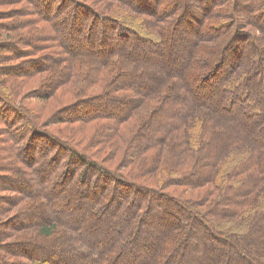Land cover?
Returning <instances> with one entry per match:
<instances>
[{
	"label": "trees",
	"instance_id": "trees-1",
	"mask_svg": "<svg viewBox=\"0 0 264 264\" xmlns=\"http://www.w3.org/2000/svg\"><path fill=\"white\" fill-rule=\"evenodd\" d=\"M116 1L118 4L91 0L92 7L85 10L100 16L102 24L93 27V22H86L89 35L80 20L70 27L60 21L58 28L42 13L39 27L43 22L51 33L40 37L41 41L16 35L9 41L0 40V125L5 127L0 128V140L7 143L10 164L18 162L20 171L33 179V185L25 188L10 182L9 173L5 174L13 165L0 166V172L5 170L0 173V189L7 193L0 194V225L4 226L0 251L8 257L0 264H14V259L20 264H69L67 260L72 261L78 252L93 253L99 264L103 260L108 261L105 264H246L239 259L238 250L229 253L223 245L225 241L219 237L225 230L230 234L227 241H239L244 248L259 251L258 264H264V84L259 79L264 61L252 58L219 76L241 85L243 103L234 113L225 111V106L219 109L217 98L223 96L210 103L201 100L212 92L207 85H213V76L206 79L209 83L198 84L200 92L197 82L188 85L182 78L185 73L193 75L197 66L208 67L214 55L221 58L237 32L255 40V49L260 50L259 45H264V0L255 4V17L251 12L246 19L240 14L242 7L230 5V0L220 2L216 26L224 34H210L200 41V54L207 56L193 57L181 70L169 62L155 63L151 53L159 52L157 44L144 50L129 47L133 38L141 42L148 38L147 33L161 39L176 18L174 14L152 20L149 17L157 0L148 4L150 11L129 0ZM169 12L166 8L163 16ZM238 19L240 28L234 33L231 28ZM36 52L41 58L27 63ZM17 60L23 63L10 66ZM173 60L182 62L178 56ZM27 86V92L35 94L39 102H17L15 95ZM226 95L231 99L234 92ZM57 96L60 103L70 99L51 117L58 126L71 128L66 138L61 132L40 128L32 114L51 111L58 104ZM207 115L216 116L215 126ZM203 121L208 122V129L203 128ZM92 128L91 137L85 139L88 147L95 144L112 152L124 147L125 163L141 161L135 175L146 185L129 181L125 174L123 178L110 173L108 165L101 166L98 158L85 153L87 147L78 148L84 139L76 134L85 138ZM224 128L232 131L225 133ZM245 145L251 147L247 157L222 173L227 153ZM168 153L171 164L183 157L185 166L180 172L174 171L175 165L163 167L162 157ZM40 203L45 214L37 209ZM181 226H185L183 232ZM236 227L246 230L237 233ZM255 232L258 238H246ZM54 237H60L67 247L58 245L56 252L52 247L41 245L34 251L30 246L33 241Z\"/></svg>",
	"mask_w": 264,
	"mask_h": 264
},
{
	"label": "rangeland",
	"instance_id": "rangeland-1",
	"mask_svg": "<svg viewBox=\"0 0 264 264\" xmlns=\"http://www.w3.org/2000/svg\"><path fill=\"white\" fill-rule=\"evenodd\" d=\"M224 1L226 0H157L152 5V0H139V2H135V0H129V3L137 7L139 6L140 8H142V10H145V11H148V10L150 11L148 4L152 5L153 7L152 11L154 12V14L153 15L149 14L151 15L149 18H152V20L156 18H158L159 20H162L164 17L171 16L172 14H174V17H176L171 27L164 29V33L161 39L158 38V36L153 37V36H150L148 33L147 34L143 33V34H146L145 36L148 38H146L145 40L141 42H137V38L136 39L133 38L130 42L129 47L133 48L134 46H136V50H144L149 45L157 44L156 47L158 48L159 52L157 54H155V52L151 53L155 57L154 59L156 61L155 63L159 64V62L160 63L169 62L172 64V66H175V68L181 70L183 64H188L187 61L195 59L193 58L195 56L199 57L201 55L200 46H199L200 41H203L205 37L209 36L210 34L214 35L218 33L219 36L224 34V33H220L222 30H220V28H217L216 26L218 22L217 12H219L218 9L221 6L220 4L223 3ZM233 1L234 0H230L228 2L230 5L236 4V7H239V6L240 8L242 7L240 10L241 12L240 14L241 16L245 17V19L249 15H253L252 13H254L255 10L257 9V6L255 4L257 3L258 0H235V3H233ZM112 3L118 4V1L113 0ZM208 4H209V7L206 8ZM89 6L92 7L91 0H0V40L9 41L11 35H16V36H19V39H22L23 37L25 38L29 37L31 38L30 40H35L37 42L41 41L40 37L47 36L51 33V31L46 30V26H44L43 22L41 23L42 26L39 27L40 24H38L39 22L38 20H40V16L42 15V13L43 15L47 17L46 19H49V20L51 19V21L54 20L56 27L61 26L60 21L62 22V24L64 21V25L67 27L74 26L75 22H77L78 20L83 22V25H82L83 29L87 27L89 29V25L92 22H93V27L95 23H96V26H98V24L100 26L102 24V20L100 16L96 14L89 15L88 12L85 10V8ZM166 8H168L170 12L166 14L165 16H163L164 15L163 12ZM114 11L115 10L113 9L112 12ZM37 12H39L40 15L37 16L36 14ZM235 13L237 12L235 11ZM254 17H255V13L253 15V18ZM86 22L89 25H87ZM237 22H238L237 24L235 22L232 25L231 29H233V31L234 30L236 31V29L238 30L240 28L239 27L240 19H238ZM30 25H31V28H29ZM88 29H85L86 30L85 35H89ZM196 30H198V33H196ZM93 32H95V34H97L98 36L97 31L94 30ZM247 37L248 35L243 36L242 33L237 32L236 35L233 36V38L231 37V40L229 39L230 47L228 46V50L226 49V53L223 54L221 58L218 59V57L214 55L215 60H211L210 62H208L209 63L208 67H206L205 69H202L200 66H197L195 73H193V75L191 74L189 75L188 73H185L182 76L183 73L180 74L183 78V81L187 82L188 85H190L189 83L190 81L191 82L193 81L194 83L197 82L196 84L197 86L198 84H201V82L206 80L209 76L214 77L212 79L213 85L212 86H210V84L207 85V90L211 88L212 92H210L208 95L203 96L204 99H201L203 100V103L213 102L216 99V97L223 96V98H217L221 102L220 103L221 105H219V109L220 107L223 108V106H225L226 108V109L224 108L225 111L229 110L231 113H234L236 109L243 103L241 102L242 101L241 97L243 96L240 95L241 85L239 83H230V82L227 83L224 80L220 79L219 76L221 74L224 75L226 71L233 69L236 65H239L242 63L246 64L247 60L251 61L252 58L256 60V57L257 58L259 57L260 61H264V45H259L260 50H256L255 40H251L250 38H247ZM15 39L18 40L16 37ZM10 41L12 42L11 43L12 45L18 46V44L15 43V40H10ZM37 42H34V44H38V45L41 44ZM20 44H22V42L19 43V45ZM21 46L25 47L24 45H21ZM84 46L86 47V49H88V46L86 43ZM232 46H235V47L237 46V48L233 50ZM82 49L83 48H81L80 51H83ZM31 56H32L31 57L32 59L27 62L29 64L33 62V60H38L39 58H41L42 55L41 53L36 52V53H32ZM177 56L182 62H178V61L176 62L173 60ZM201 56L206 57L207 55L202 54ZM20 63L22 64L23 62H21L20 60H17V61L10 63V66H17ZM260 63L263 64V62H260ZM43 74H46V73H43ZM145 74L148 75V70L145 71ZM39 77H41V75ZM259 79L263 81V84H264V73L261 75V77H259ZM206 81L207 83H209L210 80L208 79ZM229 87L230 89H228ZM29 88L30 87L27 86L24 89H22V91L20 90V93H18V95H15L17 102L21 101L20 102L21 104H30V103L39 102L38 99H34L37 97L35 94H31L30 92H27ZM188 88L189 86L188 87L186 86L187 93L185 97H182L185 100L188 98V95H187L189 93ZM197 89H199L198 92L202 91L200 90L201 89L200 85L197 87ZM171 90L174 93L177 92L176 87H173V89ZM232 91L234 92L233 98L227 99L228 97H226L227 96L226 93L228 95H231ZM58 93H60V91ZM193 93H191L190 96L194 97ZM56 98L58 99V104L51 111H48L46 109L45 112H42L40 115L36 111H33L32 114H33V118L35 120L38 119V121L40 122L39 124L40 128L46 131H49V132L55 131L56 134H59L61 132L62 133L61 136L66 138L69 132V129L71 128L69 126L67 127L58 126V124L53 123V121L51 120V117L54 111H56L59 107H61L65 101L70 100V99L66 97L60 103L58 96ZM228 100H232V102H228ZM50 101L46 103L45 108H47ZM252 102L253 101L250 100L249 103L252 104ZM40 104L44 106L45 103L40 101ZM207 117H208L207 118L208 121L212 118L213 126H215L216 123L214 119L216 118V116L207 115ZM244 118L247 119V117L245 116ZM247 120H251V119H247ZM207 123H204V121L202 122L203 128L208 129V125H206ZM53 124H56V126L54 127ZM0 126H1L0 128H5L4 126L2 127V125ZM233 128H235V126H233ZM62 130H64V132ZM92 131H93V128L87 130L85 132V135H86L85 138H83L81 134H76V137L78 139H84L83 142H81L79 146L77 145L78 148L81 151H83L84 150L83 147L84 146L87 147V149H85V153H87L92 159L98 158L101 166L108 165L107 167L111 169L110 173H113L114 175L120 174V176L123 175L122 176L123 178H125V175H126L129 178L128 179L129 181H135V182H138L141 184L143 183L146 185L145 180L143 178L135 175L138 171L137 168L141 169V161L139 163H138V160L125 163L123 154H125L126 150L124 147L122 150L119 149L117 152L116 151L112 152L107 148H102L100 146H96L95 144L92 147H88L85 139H87L88 137H91ZM231 131L232 129L230 128L229 129L224 128L223 132L229 133ZM6 144H7L6 141L0 140V166L8 165L11 167L13 163L10 164V160L7 158L8 153L6 149H8V147ZM167 148L170 149V147L167 146L166 151H167ZM245 149H248V150L246 151ZM249 150H251V147L248 145H245L242 149L237 148L227 153V156H225V159H223L224 162H223L222 167L224 168V171L222 173L225 172V168H228L229 165L231 166V164H234L235 162H238L246 158L248 155L247 152ZM200 151L204 152V148H201ZM47 153L49 154L48 151H46V154ZM153 153L154 152H151L149 156L151 157ZM167 155H169V153L163 155L162 157L163 167L166 165V167L168 166V168L169 167L172 168L173 165H175L176 170L174 171L180 172L183 166H185L184 164H181V159L183 157L181 156L177 158V160L173 159L175 163L171 164V162H169V160L167 159ZM37 156L41 157L40 155H37ZM55 156L57 155L55 154L54 156H52V158ZM149 160L150 159L148 157V161ZM19 165L20 164L18 162L14 163L12 169H10V171H8L5 174L9 173V175L11 176V177L9 176L10 182H13L16 184L20 183L24 185L25 188L31 187L33 179L29 177L27 174H24L23 172H21L19 169L21 165L20 166ZM1 169L3 171L0 173L4 174L5 170L3 168ZM21 173H23L24 175H21ZM11 179H14L15 181ZM98 182H99L98 184L100 185L101 181H98ZM1 185L2 184L0 183V186ZM151 186H154V185H151ZM126 191L128 190L126 189ZM76 192L79 196L81 190H78ZM123 193L125 194V191ZM0 194H7V193H5V189L1 188ZM13 194L14 193H12L11 196H13ZM76 201L77 199L75 198L73 200V203L76 204ZM103 202H106V199H104ZM37 209L41 210L43 214H45L46 212L45 210H43L44 209L43 203H40ZM257 211L254 210V214H257L258 213ZM38 213L41 214L40 212ZM1 229H4L3 225H0V231ZM179 229L181 230V232H183V230L185 229V226H181ZM244 230H246L245 227L235 228V232L237 233H242ZM229 235H230L229 231L225 230V233H222L219 237L221 240L225 241L224 242L225 244L223 245L227 247V250L229 251V253L234 250L236 251L238 250L240 252L239 259L240 260L243 259L244 263L258 264L259 251L248 250L243 247L244 243L242 244L239 241L236 243L227 241L229 239ZM246 236H247L246 237L247 239H251V238L256 239L258 238L259 234L255 232L252 234H248ZM59 238L60 237H58V239H55L54 237L49 240L33 241L30 243V246L32 250L34 251H37V249L39 250L42 245L48 248L50 247L55 248L57 252L58 245H60L61 248L62 247L66 248L68 245L67 243L63 241L60 242ZM231 239L233 240V237ZM63 252L67 253V255L70 254V251L68 252L63 251ZM65 255L66 254H63V253L61 254V256H65ZM77 255L78 256L72 259V261L67 260L68 263L69 264H99L95 260L93 253L85 254V253L78 252ZM7 258L8 257H6V254L0 251V260L4 261V259H7ZM14 262H15L14 264H20L21 261L18 259L16 260L14 259ZM106 262L108 261L103 260L102 264H105ZM223 263H226V258L223 260Z\"/></svg>",
	"mask_w": 264,
	"mask_h": 264
}]
</instances>
